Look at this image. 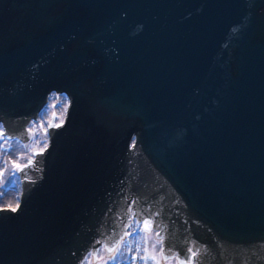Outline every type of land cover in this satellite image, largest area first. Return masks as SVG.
I'll list each match as a JSON object with an SVG mask.
<instances>
[{
    "label": "water",
    "instance_id": "95a60500",
    "mask_svg": "<svg viewBox=\"0 0 264 264\" xmlns=\"http://www.w3.org/2000/svg\"><path fill=\"white\" fill-rule=\"evenodd\" d=\"M51 91L0 264H82L131 217L162 260L264 264V0H0L2 134Z\"/></svg>",
    "mask_w": 264,
    "mask_h": 264
},
{
    "label": "rangeland",
    "instance_id": "374dc122",
    "mask_svg": "<svg viewBox=\"0 0 264 264\" xmlns=\"http://www.w3.org/2000/svg\"><path fill=\"white\" fill-rule=\"evenodd\" d=\"M64 99L63 93L59 94H53L51 97L52 101L55 102H61V100ZM54 112V111H53ZM61 117V114H60ZM49 125V117H38V119L35 121V124L33 126L34 133L39 134L40 136L45 135V132L47 133V128ZM33 133V134H34ZM32 134V136H33ZM0 140V200L1 203L8 202L7 206L14 205L17 202V197L15 196V191L12 188H4V186H7L11 183V181L16 180V178H12V170L14 169V164H25V162L30 159L33 156L32 150H42L45 145H40L37 148H30L29 154L28 151H25L22 156L28 154L27 158L23 157H15L12 152H23L24 146L22 145V142H18L15 139H9L5 136H2ZM30 142V141H29ZM29 142H26L28 144ZM9 146L11 148L12 152H8L5 147ZM27 159V160H26ZM15 170V169H14ZM16 171V170H15ZM134 224V219H130V221L127 224V228L125 230V233H127L128 230L131 229L132 225ZM139 225L141 227V222H139ZM120 240V239H119ZM96 253L99 255V257H102L106 253V249L104 247V242L99 244L98 248L96 249ZM111 255V254H110ZM109 255V256H110ZM109 256L107 258H100L99 260H95L94 264H105V262L110 263L111 259H109ZM147 258L146 263L148 264H179V262L176 260L175 257H169L168 259H161V244L159 237H155V230L149 228V234L147 231L144 230L143 237L141 239L140 246L138 245V241L134 239L133 237H129L127 239V250H123L119 260L124 259L126 264H143L144 258ZM155 257V259H153ZM89 261H91L92 264V252L89 251L85 257L83 258L82 264H89Z\"/></svg>",
    "mask_w": 264,
    "mask_h": 264
},
{
    "label": "trees",
    "instance_id": "16d2710c",
    "mask_svg": "<svg viewBox=\"0 0 264 264\" xmlns=\"http://www.w3.org/2000/svg\"><path fill=\"white\" fill-rule=\"evenodd\" d=\"M1 136H0V140H1ZM48 140V137H47V133L45 132V135L43 136H40L39 134H33V136L31 137V140L28 144H22L24 146V151L21 153V152H12L11 151V148L9 146L5 147V149L8 151V152H12L13 155L15 157H17L16 159H18V157H23V158H27L28 157V154H29V151L30 148H37L38 146L40 145H45V143L47 142ZM25 151H28V154L22 156L21 154H23ZM27 160V159H26ZM12 170V174H11V177L13 178H16V180H13L11 181V183L7 186H4V188L8 189V188H12L14 191H15V196L18 198L19 196V192H20V184H19V178H18V174L16 173V171L14 169H10ZM1 184V183H0ZM8 202L6 203H1V200H0V206L1 205H7ZM143 228L140 227L139 223L137 221H134V224L132 225L131 229L127 231V234H125V236L123 237V240L121 241V247L119 249V253H116V259L115 260H111L110 263L108 264H126L125 260L124 259H121L119 260V257L122 253L123 250H127V239L129 237H133L134 239H136V241H138V245L140 246V243H141V239L143 237ZM147 260V258H146ZM146 260L144 259V263L143 264H148L146 263ZM155 264V262H153Z\"/></svg>",
    "mask_w": 264,
    "mask_h": 264
},
{
    "label": "flooded vegetation",
    "instance_id": "af4514ba",
    "mask_svg": "<svg viewBox=\"0 0 264 264\" xmlns=\"http://www.w3.org/2000/svg\"><path fill=\"white\" fill-rule=\"evenodd\" d=\"M54 93L55 94H59V93H62V92L52 91V92H50L48 94L47 101L42 106V108L39 110V112L37 114V118L36 119H30V121L27 124V127H28V129L30 131V135H29V138L26 141L23 142L16 136L8 137L7 135H3L2 132H1L2 131L1 122H0V134H2V136H5V137H7L9 139H15L16 141H18L20 143L22 142V144H26V142H29L31 140L32 134L34 133L33 126L35 124V121L38 119V117H46V116H48L49 119H50L52 111H54V113H55L54 121H55L56 124L60 123L63 120V118H64L66 106H67V103H68V97H67V95L65 93H63L64 99H62L61 102L57 103V102L51 100V97H52V95ZM60 114H61V117H60ZM16 173L18 174L17 171H16ZM17 203H18V199H17L16 204L10 205V206L14 208V207H16ZM1 206H7V205H1ZM130 219H134V217H131ZM134 221H136V220L134 219ZM141 227H142V225H141ZM155 232H156V230H155ZM171 257H175V256H171ZM176 260L178 261V258H176Z\"/></svg>",
    "mask_w": 264,
    "mask_h": 264
},
{
    "label": "snow or ice",
    "instance_id": "6c2138e0",
    "mask_svg": "<svg viewBox=\"0 0 264 264\" xmlns=\"http://www.w3.org/2000/svg\"><path fill=\"white\" fill-rule=\"evenodd\" d=\"M56 126H59V125H56ZM32 161L31 160H29V163H31ZM14 167L15 168H22V167H24L23 165H18V164H14ZM13 211H15L16 209H12ZM144 226H145V228H147V227H149V222L148 221H144ZM125 234H127V233H125ZM161 239H162V237H161ZM123 240V237H121L120 238V240L119 241H117L112 247H108L106 250H107V252L109 253V254H111L110 256H109V259H111V260H115L116 259V253H119V249H120V247H121V241ZM97 260H99L100 259V257H99V255L97 254V253H93L92 254ZM195 255H196V253L195 252H192L191 253V257L192 258H194L195 257ZM165 259H168L169 257L167 256V255H165V257H164ZM145 260H146V257L144 258ZM153 259H155V257H153ZM89 264H91V261H89ZM105 264H107V262H105ZM179 264H185V260H179ZM188 264H191V258H189V260H188Z\"/></svg>",
    "mask_w": 264,
    "mask_h": 264
},
{
    "label": "bare ground",
    "instance_id": "6f19581e",
    "mask_svg": "<svg viewBox=\"0 0 264 264\" xmlns=\"http://www.w3.org/2000/svg\"><path fill=\"white\" fill-rule=\"evenodd\" d=\"M51 92H52V91H51ZM44 104H45V103H44ZM44 104H43V105H44ZM43 105H42V106H43ZM42 106H41V108H42ZM38 112H39V111H38Z\"/></svg>",
    "mask_w": 264,
    "mask_h": 264
}]
</instances>
